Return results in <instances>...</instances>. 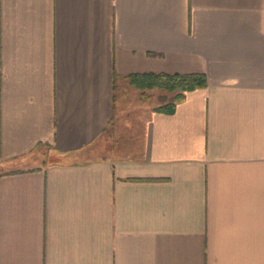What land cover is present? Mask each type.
<instances>
[{
  "label": "crops",
  "instance_id": "1",
  "mask_svg": "<svg viewBox=\"0 0 264 264\" xmlns=\"http://www.w3.org/2000/svg\"><path fill=\"white\" fill-rule=\"evenodd\" d=\"M3 163L0 264H264V0H0Z\"/></svg>",
  "mask_w": 264,
  "mask_h": 264
},
{
  "label": "trees",
  "instance_id": "2",
  "mask_svg": "<svg viewBox=\"0 0 264 264\" xmlns=\"http://www.w3.org/2000/svg\"><path fill=\"white\" fill-rule=\"evenodd\" d=\"M126 79L129 84L140 90L158 88L174 93L170 101L161 107V109L164 108L167 111H171L175 102L183 98L184 92L206 85L205 75L199 72L168 73L149 71L131 73L126 76Z\"/></svg>",
  "mask_w": 264,
  "mask_h": 264
},
{
  "label": "rangeland",
  "instance_id": "3",
  "mask_svg": "<svg viewBox=\"0 0 264 264\" xmlns=\"http://www.w3.org/2000/svg\"><path fill=\"white\" fill-rule=\"evenodd\" d=\"M16 166H18V165L17 164H9V163L0 164V172L10 170V169H14V168H16Z\"/></svg>",
  "mask_w": 264,
  "mask_h": 264
}]
</instances>
